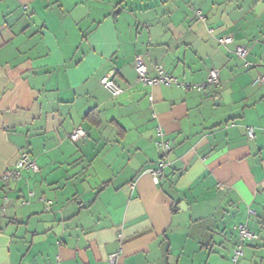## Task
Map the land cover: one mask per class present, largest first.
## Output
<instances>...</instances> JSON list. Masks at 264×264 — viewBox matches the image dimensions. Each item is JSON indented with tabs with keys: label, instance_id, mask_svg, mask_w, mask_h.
<instances>
[{
	"label": "crops",
	"instance_id": "crops-1",
	"mask_svg": "<svg viewBox=\"0 0 264 264\" xmlns=\"http://www.w3.org/2000/svg\"><path fill=\"white\" fill-rule=\"evenodd\" d=\"M136 54L219 84L142 85ZM263 70L264 0H0V175L20 151L39 166L0 180V264H231L237 223L259 237L240 264H264Z\"/></svg>",
	"mask_w": 264,
	"mask_h": 264
},
{
	"label": "built area",
	"instance_id": "built-area-1",
	"mask_svg": "<svg viewBox=\"0 0 264 264\" xmlns=\"http://www.w3.org/2000/svg\"><path fill=\"white\" fill-rule=\"evenodd\" d=\"M233 40V37L229 35H224L219 38V42L222 44L229 43ZM235 52L238 56L244 58L248 54V49L244 45H237L235 47ZM134 66L136 69V82L142 85H157V84H176L185 89H195L197 91H202L207 85H215L219 84V75L218 70L216 68H211L206 76L205 81L198 83H189L178 80L175 76L168 74L164 67L161 64L156 65L157 74L155 76H149L147 74L146 64L140 54H136L134 56ZM255 81L258 83L264 82V70L259 73ZM101 85L106 88L111 95L116 96L123 92V88L120 87L115 80L112 78V74L108 73L104 75L101 80ZM149 99H152V96L149 95ZM249 136H253V128H248ZM86 135L85 130L81 126L74 127L70 133L69 138L72 141H78L82 139ZM154 144L159 152V157L156 160L154 166L147 168L146 170L151 175L152 179L155 182H158L159 175L161 174L163 168L169 165L168 153L172 148V143L165 137V131L161 129L160 126L155 129V138ZM22 169H28L31 171H38L39 166L36 163L35 159L27 152L20 151L16 160L13 162L11 166L5 169V171L0 175V180L3 183H6L9 180H14L20 176V172ZM29 195H33V192H29ZM43 200V199H41ZM47 208H49L51 200L44 199ZM234 230L236 232V244L231 250L230 261L231 264H240L241 257L243 255V247L246 242L257 240L258 234L252 231L248 226L244 223H237L234 226ZM119 253L114 252L109 254L108 256V264H119ZM53 264H59L58 259L54 261Z\"/></svg>",
	"mask_w": 264,
	"mask_h": 264
}]
</instances>
